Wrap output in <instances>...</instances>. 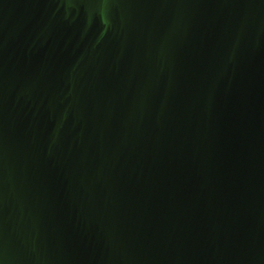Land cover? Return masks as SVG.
<instances>
[{"label":"water","instance_id":"1","mask_svg":"<svg viewBox=\"0 0 264 264\" xmlns=\"http://www.w3.org/2000/svg\"><path fill=\"white\" fill-rule=\"evenodd\" d=\"M0 264H264V0H0Z\"/></svg>","mask_w":264,"mask_h":264}]
</instances>
